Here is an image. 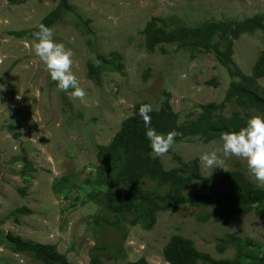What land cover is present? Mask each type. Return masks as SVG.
<instances>
[{
  "label": "rangeland",
  "instance_id": "rangeland-1",
  "mask_svg": "<svg viewBox=\"0 0 264 264\" xmlns=\"http://www.w3.org/2000/svg\"><path fill=\"white\" fill-rule=\"evenodd\" d=\"M58 2L0 0V264H50L17 250L9 236L51 246L69 264H170L163 252L172 237L216 261L261 264L264 203L245 209L217 196L264 190L244 160L224 156L220 139L264 117L244 98L226 99L239 74L264 71V0H67L50 28L73 52L83 98L57 89L33 38L22 35ZM247 19L263 28L244 29L228 47L216 26ZM149 24L153 38H168L153 51L146 47ZM229 50L231 62L221 54ZM256 82L264 89V75ZM142 104L170 109L178 125L204 126L163 155L150 152L185 178L181 186L125 175L123 151L108 149ZM209 105L216 107L207 114ZM235 118L234 130L220 128ZM213 151L218 160L208 167L200 156ZM137 192L154 201L134 199ZM167 195L180 203L163 204Z\"/></svg>",
  "mask_w": 264,
  "mask_h": 264
},
{
  "label": "trees",
  "instance_id": "trees-1",
  "mask_svg": "<svg viewBox=\"0 0 264 264\" xmlns=\"http://www.w3.org/2000/svg\"><path fill=\"white\" fill-rule=\"evenodd\" d=\"M67 0H59L57 6L53 11H51L47 17L42 21L43 24L48 27L53 26L58 20L61 12L64 9H68ZM217 30H221L223 36L226 39L228 47L231 46L235 38H237L241 31L244 29H256L263 28L258 20L247 19L244 23H229V24H219L216 26ZM37 29L34 28L22 35L27 37H32V33ZM152 24H149L145 28L146 35V47L149 51H153L154 47L160 41H168L167 37L162 39H155L152 37L153 34ZM230 50L221 53L225 56L228 62H231ZM264 63L263 57L258 60V66ZM264 75V71L255 70L254 76H245L239 74L240 80L238 82H233L230 84L226 99L229 100L232 97H241L246 99L249 105L256 108L264 109V89H262L257 81V78ZM215 105H209L203 110L209 114L211 109H214ZM168 108V106H167ZM140 106L136 107L134 114L127 118L114 136L108 149L123 151L124 157V167L123 173L125 175L132 176H148L150 178L156 179L161 184H171L172 187L181 186L185 178L178 174L176 170L166 171L160 166L158 160H153L150 156L152 151L150 148V141L147 139L145 132L146 128L142 117L139 115ZM151 116V126L154 127L158 133L166 134L170 131L175 130L177 135L174 139H180L187 135H193L199 132H204V126L202 122H195L184 125H178L176 121V116L170 109H161L159 111H151L149 113ZM235 126H239L237 119L231 120L220 125L221 129L224 130H234ZM219 128V127H214ZM220 129V130H221ZM218 130V129H216ZM197 164L194 163L195 176L201 178L198 174ZM194 176V175H192ZM229 176V174H227ZM226 176V177H227ZM202 179V178H201ZM202 184L207 186V182L202 179ZM174 189V188H173ZM134 199H141L147 201V203H152L154 200L143 196L141 193H135ZM217 200L223 204H233L238 207L245 209H250L251 207L264 203V190L261 189H250L248 191L229 193L220 192L218 193ZM160 201L163 204H170L177 206L180 202L171 195L161 197ZM131 205V201H128L127 206ZM11 243L15 245V248L19 251H30L37 255V257L49 261L50 264H69L63 257L57 254L55 249L51 246H42L33 244L28 241L22 240L20 237L9 236ZM164 257L166 261L170 264H195L201 261L204 264H234L229 261H216L208 255L199 254L193 247L192 243L188 240L181 239L179 237H172L168 246L164 249ZM130 264H148L144 260L137 261ZM261 264H264V258L261 259Z\"/></svg>",
  "mask_w": 264,
  "mask_h": 264
},
{
  "label": "clouds",
  "instance_id": "clouds-1",
  "mask_svg": "<svg viewBox=\"0 0 264 264\" xmlns=\"http://www.w3.org/2000/svg\"><path fill=\"white\" fill-rule=\"evenodd\" d=\"M32 33V49L35 56L39 57L46 67L52 81L61 92L70 97L83 98L85 90L80 87L77 77L72 73L73 52L67 49L64 43L54 39L53 30L41 23L36 26ZM0 84V91L4 89ZM71 89V91H69ZM20 97L18 96L17 99ZM152 111L150 104H142L139 115L142 117L146 132L145 135L150 141V148L155 155L167 153L175 142L177 132L175 130L166 134L158 133L151 126ZM222 151L225 157L235 156L246 162L248 171L259 181L264 182V117L253 116L247 119L245 125L238 131H225L221 134ZM200 160L208 167L217 163L218 157L215 151L205 152ZM224 161L221 160L220 163Z\"/></svg>",
  "mask_w": 264,
  "mask_h": 264
}]
</instances>
